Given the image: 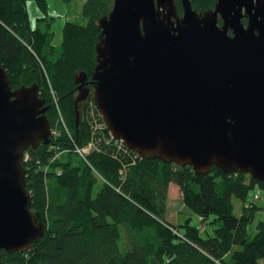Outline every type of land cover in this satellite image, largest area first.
<instances>
[{"label": "water", "instance_id": "water-1", "mask_svg": "<svg viewBox=\"0 0 264 264\" xmlns=\"http://www.w3.org/2000/svg\"><path fill=\"white\" fill-rule=\"evenodd\" d=\"M181 2L180 15L175 0L113 1L99 17L92 98L112 136L142 157L264 181V0ZM86 76L75 74V123ZM44 102L37 82L13 87L0 63V250L25 251L46 228L24 165L53 132Z\"/></svg>", "mask_w": 264, "mask_h": 264}, {"label": "trees", "instance_id": "trees-1", "mask_svg": "<svg viewBox=\"0 0 264 264\" xmlns=\"http://www.w3.org/2000/svg\"><path fill=\"white\" fill-rule=\"evenodd\" d=\"M26 1L0 0V63L13 87L37 82L48 104L51 138L28 147L24 158L31 208L46 228L25 251L1 249L0 264H264V218L253 233L248 229L261 205L246 201L249 189L264 187L263 180L214 164L197 172L190 164L138 155L106 125L97 129L93 120L102 121V114L95 107L90 114L91 92L79 102L75 123V74H91L99 17L109 13L114 0H85L83 18L65 21L59 45L52 42V31L30 24ZM36 1L46 9V0ZM191 3L204 10L215 0ZM175 4L181 15V0ZM53 93L61 104L69 98L70 133L54 132ZM90 140L94 145L81 154L77 147ZM172 181L202 221L212 214L211 230L189 217L176 225L166 220ZM233 195L242 199L240 213L234 210Z\"/></svg>", "mask_w": 264, "mask_h": 264}, {"label": "rangeland", "instance_id": "rangeland-1", "mask_svg": "<svg viewBox=\"0 0 264 264\" xmlns=\"http://www.w3.org/2000/svg\"><path fill=\"white\" fill-rule=\"evenodd\" d=\"M85 0H46V9H42L36 0H27L26 6L28 10L30 24L35 27L39 25L42 29H48L52 31V42L56 45H59L62 40V28L66 20H75L82 19V4ZM45 15L46 19L39 20L38 17ZM93 86L90 87V92L92 91ZM53 97L54 103V123L56 125L57 134L63 133V130L70 133L69 122H68V113L69 98H64L63 103L61 104L60 98ZM65 102V103H64ZM68 102V103H67ZM74 103V99H73ZM65 104V105H64ZM75 108L74 116L75 120ZM232 200L234 203V210L236 213H240L242 206V199L238 196L233 195ZM253 200L257 204L261 205V208H258L254 219L249 223L248 229L250 233H253L256 228V223L259 219L264 218V187L256 184L254 187H251L247 194L246 201ZM187 217H189L191 223L199 225L201 222L202 229L212 228V222L210 219L212 214L205 220L202 221V216L197 212L193 211L189 206L185 205L182 200V191L179 185L175 182H170L168 189V200L167 207L165 211V218L172 224H180ZM205 233V232H204ZM264 261V258L262 259Z\"/></svg>", "mask_w": 264, "mask_h": 264}, {"label": "built area", "instance_id": "built-area-1", "mask_svg": "<svg viewBox=\"0 0 264 264\" xmlns=\"http://www.w3.org/2000/svg\"><path fill=\"white\" fill-rule=\"evenodd\" d=\"M52 96H54V97H56V95H54V93H53V95ZM92 97V96H91ZM91 103L94 105V106H92V111H89L90 112V114H92L93 113V111H94V107H95V109H97L98 110V108H97V106H96V104H95V102H94V100H93V98H91ZM99 111V110H98ZM93 123H95V125L97 126V129H98V127L100 128V127H102L103 125H106V123H105V121H104V119H103V116H102V121H99L98 120V118H96V119H94L93 120ZM107 126V125H106ZM114 137V136H113ZM115 138V137H114ZM118 139V138H117ZM118 140H120V142H121V144H123L124 146H126V147H128L121 139H118ZM94 145V141L93 140H90L86 145H84V146H82V147H77V150L81 153V154H83L84 152H86L90 147H92ZM128 148H130V147H128ZM130 149H132V148H130ZM134 150V149H133ZM136 151V150H135ZM137 152V151H136ZM138 153V152H137ZM28 152H24V158H27L28 157ZM138 155H139V153H138ZM141 156V155H140Z\"/></svg>", "mask_w": 264, "mask_h": 264}, {"label": "flooded vegetation", "instance_id": "flooded-vegetation-1", "mask_svg": "<svg viewBox=\"0 0 264 264\" xmlns=\"http://www.w3.org/2000/svg\"><path fill=\"white\" fill-rule=\"evenodd\" d=\"M84 82H85V86H88V87L93 86V88H94V79L92 78V75L91 74L90 75L87 74V76L84 79ZM76 85H78V83H76Z\"/></svg>", "mask_w": 264, "mask_h": 264}]
</instances>
